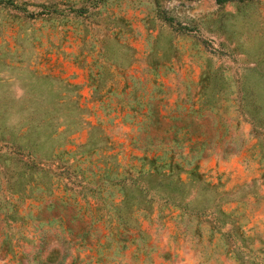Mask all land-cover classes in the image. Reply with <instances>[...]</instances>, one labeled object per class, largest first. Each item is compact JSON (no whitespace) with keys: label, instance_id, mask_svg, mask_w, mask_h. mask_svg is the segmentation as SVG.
<instances>
[{"label":"rangeland","instance_id":"obj_1","mask_svg":"<svg viewBox=\"0 0 264 264\" xmlns=\"http://www.w3.org/2000/svg\"><path fill=\"white\" fill-rule=\"evenodd\" d=\"M0 264H264V0H0Z\"/></svg>","mask_w":264,"mask_h":264},{"label":"trees","instance_id":"obj_2","mask_svg":"<svg viewBox=\"0 0 264 264\" xmlns=\"http://www.w3.org/2000/svg\"><path fill=\"white\" fill-rule=\"evenodd\" d=\"M228 0H216V3L217 4H223V3H225V2H227Z\"/></svg>","mask_w":264,"mask_h":264}]
</instances>
